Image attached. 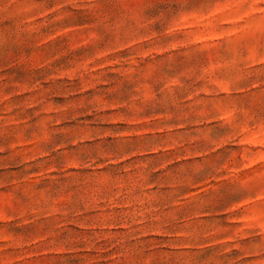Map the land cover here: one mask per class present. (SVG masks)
I'll return each mask as SVG.
<instances>
[{
	"label": "rangeland",
	"instance_id": "374dc122",
	"mask_svg": "<svg viewBox=\"0 0 264 264\" xmlns=\"http://www.w3.org/2000/svg\"><path fill=\"white\" fill-rule=\"evenodd\" d=\"M0 264H264V0H0Z\"/></svg>",
	"mask_w": 264,
	"mask_h": 264
}]
</instances>
